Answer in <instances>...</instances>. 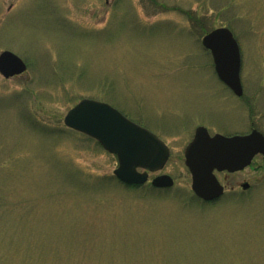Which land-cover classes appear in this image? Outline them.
<instances>
[{"label":"rangeland","instance_id":"374dc122","mask_svg":"<svg viewBox=\"0 0 264 264\" xmlns=\"http://www.w3.org/2000/svg\"><path fill=\"white\" fill-rule=\"evenodd\" d=\"M220 27L241 98L202 45ZM3 51L28 68L0 74V264H264V156L217 173L226 192L209 203L184 159L198 126L264 134V0H0ZM83 99L165 141L174 186L119 182L117 157L64 123Z\"/></svg>","mask_w":264,"mask_h":264},{"label":"water","instance_id":"95a60500","mask_svg":"<svg viewBox=\"0 0 264 264\" xmlns=\"http://www.w3.org/2000/svg\"><path fill=\"white\" fill-rule=\"evenodd\" d=\"M202 44L212 54L220 81L241 97L244 93L242 57L232 31L227 27L214 29L203 37ZM26 70V63L13 52L0 54V73L5 78L21 75ZM64 123L94 138L107 152L117 157L118 167L114 175L124 184H145L149 172L162 170L169 160L170 149L157 135L107 103L83 99L69 110ZM184 155L192 175L194 194L204 201H213L224 194V187L215 172L242 171L257 155L264 156V135L253 130L248 135L211 136L205 127H199ZM173 185L174 180L169 175H160L152 180V186L156 188ZM242 187L247 189L249 184Z\"/></svg>","mask_w":264,"mask_h":264},{"label":"flooded vegetation","instance_id":"af4514ba","mask_svg":"<svg viewBox=\"0 0 264 264\" xmlns=\"http://www.w3.org/2000/svg\"><path fill=\"white\" fill-rule=\"evenodd\" d=\"M198 127H200V126H198ZM198 127H196V129H197ZM196 129H195V132H196ZM195 132H194V135H195ZM210 133H211V132H210ZM211 134H212V133H211ZM194 135H193L192 139L188 142V144L193 140ZM212 135H213V134H212ZM188 144H187V145H188ZM187 145H186V146H187ZM168 146H169V145H168ZM169 147H170V146H169ZM170 149H171V148H170ZM153 173H157V172H153ZM160 174H164V173H161V172H160V173L157 174V175H160ZM157 175H156V176H157ZM225 188H226V187H225Z\"/></svg>","mask_w":264,"mask_h":264}]
</instances>
